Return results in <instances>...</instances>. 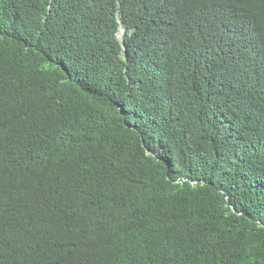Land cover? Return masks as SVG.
<instances>
[{
	"label": "trees",
	"instance_id": "16d2710c",
	"mask_svg": "<svg viewBox=\"0 0 264 264\" xmlns=\"http://www.w3.org/2000/svg\"><path fill=\"white\" fill-rule=\"evenodd\" d=\"M0 264H264V0H0Z\"/></svg>",
	"mask_w": 264,
	"mask_h": 264
},
{
	"label": "clouds",
	"instance_id": "9594fccd",
	"mask_svg": "<svg viewBox=\"0 0 264 264\" xmlns=\"http://www.w3.org/2000/svg\"><path fill=\"white\" fill-rule=\"evenodd\" d=\"M116 18L119 22V30L116 34L118 42L120 44V57L127 63L129 60L132 61L135 49L128 45L126 46L124 36L127 33L123 22L121 21L120 13H116ZM242 39H238L235 43L236 47L240 46ZM227 48V39L225 36L216 40V42L209 48L216 58L220 60L224 66L223 73L218 77H212L210 75H205V72L201 75V82L206 93L208 102L216 109L220 103V95L224 86L230 81L233 76V66L230 55L226 52ZM205 56V55H204ZM206 57V56H205ZM204 77V79H203ZM257 89V86H256ZM205 105V104H204ZM14 175L11 177V181H16V172H13Z\"/></svg>",
	"mask_w": 264,
	"mask_h": 264
}]
</instances>
